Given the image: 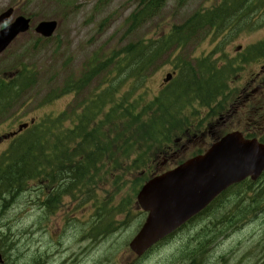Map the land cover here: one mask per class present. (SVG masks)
I'll use <instances>...</instances> for the list:
<instances>
[{
  "label": "rangeland",
  "instance_id": "1",
  "mask_svg": "<svg viewBox=\"0 0 264 264\" xmlns=\"http://www.w3.org/2000/svg\"><path fill=\"white\" fill-rule=\"evenodd\" d=\"M213 1L162 0V7L151 18L133 26L130 18L141 8L142 0H0V11L13 6L14 16H29L33 26L39 21L51 19L58 24L49 38H40L34 27L31 28L0 54V72L26 64L35 74L34 84L26 91L22 100L0 119V134L17 128L18 122L11 124L14 121L9 118L12 114L24 115L20 119L22 121L32 117L41 118L47 114L56 115L63 110L76 114L108 83L126 84L128 89L129 84L121 82L122 75L115 74L113 78L111 74L114 68L111 67L83 89L68 91L46 102L49 95L54 96L61 89L65 90L69 81H78L92 58L107 59L130 44L156 38L168 31L172 24L184 22ZM5 4L7 5L4 6ZM263 18V14L258 15L257 23L261 26L256 25L253 29H250V25L245 29L242 27L227 42L225 50L230 55H235L239 45L246 47L264 40ZM215 47L216 41L212 37L197 38L187 43L177 54L194 60L199 56L209 55ZM219 55L214 53V58ZM160 62L162 65L150 82L155 91L161 88L163 78L167 72L172 71L174 64L173 61L167 62L166 56ZM263 65L264 59L252 62L233 76L231 87L234 91L238 93L242 89L247 92L246 90L257 88L264 91L263 81L260 85L253 82ZM242 95L243 98L248 97L246 93ZM256 102V107L264 105V95ZM225 106L228 108L229 104ZM225 109L207 121L213 125L207 136L200 135L184 142L187 148L183 151V156L188 157L196 149L207 147L219 134L243 130L240 124L244 118H228L229 114L225 113ZM260 115L264 123V112ZM8 142H2L0 153ZM2 145L4 146L1 147ZM104 158L96 171H92L95 179L108 176L110 180L84 189L74 197L64 196L62 204L54 212L40 204L41 188L38 182H32L28 189L14 193L11 201L13 204L10 203L6 208L1 209L3 201L0 200V247L5 253L7 264H65L72 250L77 255L83 251V241H86L88 248L96 246L91 255L99 257L102 264H188V261L182 260L181 255L187 246L198 251V264H251L253 260L264 259V207L255 212L249 203L227 199L216 204L204 217L176 237L173 236L155 247L144 259L137 260L128 243L144 222L145 216L136 203L143 175L128 159H122L121 164L115 166L111 162H105ZM163 162L164 160L160 164ZM121 165L125 166L124 172L106 174L108 167L116 168ZM160 168L159 170H166L168 167L163 164ZM257 194L256 197L263 195ZM242 210L245 217L241 220V217H236ZM89 211L92 215L98 212L104 215L112 211L122 213L116 215L115 219L125 223L119 224L118 232L102 241L94 237L85 239V234L92 232L95 223L93 219L85 222ZM65 215L69 220L63 222ZM238 224L240 228L232 233V229ZM70 247L72 250L64 251ZM58 251L60 254L56 255ZM80 264L90 262L86 259Z\"/></svg>",
  "mask_w": 264,
  "mask_h": 264
},
{
  "label": "trees",
  "instance_id": "2",
  "mask_svg": "<svg viewBox=\"0 0 264 264\" xmlns=\"http://www.w3.org/2000/svg\"><path fill=\"white\" fill-rule=\"evenodd\" d=\"M142 1V8L130 18L133 26L144 22L162 5L160 0ZM245 14L243 0H220L218 6L195 13L165 35L130 44L107 59L92 58L78 81H69L65 90L49 95L46 102L83 88L111 67L113 78L115 74L122 75L121 82L130 83V88L124 91V84L108 83L76 114L65 110L58 115H46L16 136L8 150L10 164L6 165V156L0 162V195L26 190L40 179L49 181L56 189L66 179L78 183L97 169L94 159L115 158L120 153L131 158L136 152L134 166L152 175L158 171L160 157H170L172 151L182 150L187 138L207 136L213 127L207 121L224 109L233 93L228 85V80H232L230 74L237 75L248 62L263 58L264 42L248 48L245 52L250 56L240 53L233 62L224 63L214 60L211 54L195 60L183 58L177 54L181 50L178 47L207 27L221 30L223 20L243 24ZM172 55L177 75L154 91L151 79L162 65L160 61L165 56L167 62L172 61ZM26 71L16 72L11 84L0 85V98H7L6 110L19 100L25 82L23 79L20 83V79ZM4 81L0 78V82ZM32 82L28 80L25 86ZM261 141L264 142L263 136ZM201 152L203 149L199 148L193 155ZM182 160L180 157L175 164ZM119 164V159H115L113 165ZM109 168L123 172L125 166ZM63 191L70 193L71 188ZM260 204L258 201L257 205Z\"/></svg>",
  "mask_w": 264,
  "mask_h": 264
},
{
  "label": "water",
  "instance_id": "3",
  "mask_svg": "<svg viewBox=\"0 0 264 264\" xmlns=\"http://www.w3.org/2000/svg\"><path fill=\"white\" fill-rule=\"evenodd\" d=\"M27 27V21L23 20L20 30ZM56 27L57 22L52 20L40 24L38 31L49 37ZM6 38L11 37L4 33L0 35V40ZM171 77L168 74L165 81ZM263 169L264 145L232 132L214 143L205 154L152 178L138 194L139 203L150 214L131 242L132 249L141 255L153 243L199 213L230 185L248 176L256 179Z\"/></svg>",
  "mask_w": 264,
  "mask_h": 264
},
{
  "label": "flooded vegetation",
  "instance_id": "4",
  "mask_svg": "<svg viewBox=\"0 0 264 264\" xmlns=\"http://www.w3.org/2000/svg\"><path fill=\"white\" fill-rule=\"evenodd\" d=\"M86 259L89 260L90 264H102V262L99 258L92 257V255H90L88 252L85 254L82 261H84Z\"/></svg>",
  "mask_w": 264,
  "mask_h": 264
}]
</instances>
